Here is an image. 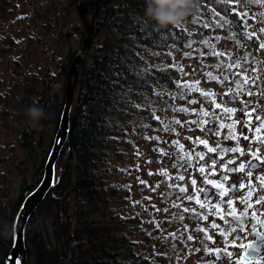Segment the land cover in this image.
I'll return each mask as SVG.
<instances>
[{
	"label": "rangeland",
	"instance_id": "1",
	"mask_svg": "<svg viewBox=\"0 0 264 264\" xmlns=\"http://www.w3.org/2000/svg\"><path fill=\"white\" fill-rule=\"evenodd\" d=\"M68 2L0 0V220L5 207L9 215L22 211L23 193L28 186L37 185V172L46 164L43 153L48 148L53 150L60 129L54 118H48L45 125L41 119L37 126H32L27 109L36 106L44 110L38 100L46 87L44 81H49L48 75L53 95L66 98L67 81L60 65L70 51L80 53L83 30L87 35L81 14ZM203 17L208 16L197 12L184 24L190 27V23ZM59 21L70 30L66 43L62 42L63 32L58 31ZM49 22L52 26L48 29ZM212 39L213 33L207 39V47ZM196 47L193 43L185 49L171 46L166 50L169 59L165 52V61L177 74L181 70L179 88L184 93L179 97L175 89L164 90L173 100L170 104L151 100L155 124L137 121L127 126L126 140L108 155V183L124 192L122 197L108 201L105 217L111 220L109 224L113 223L112 218L116 219L114 229L123 226L121 233L130 230L136 253L152 258L153 264H198L196 219L190 206L194 200H185L178 191L184 182L179 178L183 175L178 158L192 134L195 91L209 87L202 78L201 84L197 83L200 68H195L191 60V50ZM30 128L35 130L37 144L32 152L24 141ZM189 236L193 239L188 240ZM8 237V231L2 232L0 242ZM0 246L3 252L9 251L7 245ZM169 248L178 251L170 255Z\"/></svg>",
	"mask_w": 264,
	"mask_h": 264
},
{
	"label": "trees",
	"instance_id": "2",
	"mask_svg": "<svg viewBox=\"0 0 264 264\" xmlns=\"http://www.w3.org/2000/svg\"><path fill=\"white\" fill-rule=\"evenodd\" d=\"M80 4V0L68 2L79 15ZM196 4V11L186 21L196 16L200 1L196 0ZM84 5L90 21L94 18L95 35L78 66L68 134L54 166L53 187L27 220L26 264H153L152 258L136 253L130 230L121 233L124 227L114 229L117 220L112 218L113 223L109 224L111 220L105 217L108 201L122 197L124 192L108 183V155L126 140L127 126L137 121L155 124L156 118L149 106L151 100L170 104L173 100L164 90L175 89L179 97L184 93L179 88L180 75L165 61L166 50L170 46L179 48L183 43L182 28L157 27L144 15L145 0H84ZM59 25L62 42L66 43L70 30L65 27L66 23L62 26L59 21ZM50 26L51 22L46 27ZM85 38L86 29L80 38L81 45ZM70 52L60 65L66 81L72 63L80 54L78 50ZM48 77L38 100L44 108L42 120L45 125L48 118H54L59 125L66 98L53 95ZM144 80L148 81L149 91L137 97L134 88ZM128 96L137 102L135 107H125ZM33 101L30 99L31 104ZM24 141L32 152L37 145L33 128L25 133ZM49 153L52 148L43 153L46 164L37 172V185L28 186L23 196L32 194L42 183ZM8 210L7 207L2 210L0 236L8 231L10 237L0 245H7L9 251L3 252L0 246V264H9L7 257L16 241L19 212L9 215ZM177 251L168 249L170 255Z\"/></svg>",
	"mask_w": 264,
	"mask_h": 264
},
{
	"label": "flooded vegetation",
	"instance_id": "3",
	"mask_svg": "<svg viewBox=\"0 0 264 264\" xmlns=\"http://www.w3.org/2000/svg\"><path fill=\"white\" fill-rule=\"evenodd\" d=\"M199 1L200 8L197 12H203L208 17L190 23V27L186 24L181 25L183 43L178 49H185L192 46L193 43L197 44V47L191 50L192 64L195 65V68L198 65L200 68L197 82L198 85L201 84L200 79L202 78L206 84H209V87L206 89L199 87L195 91L197 95L194 104L197 105H195L192 114V134L186 140L185 147L181 150L178 158L184 177L181 188L186 191L181 192L180 188L178 191L180 195L185 196V200H189L187 198L189 195L194 200L190 206L193 210L192 215L196 219L195 236L198 264H264V248L258 252L247 247L253 245L258 249L264 245V240L260 236L261 233H264V207H261L256 201V196H264V184H260L256 180L258 174H264V159H253L248 155V149L259 147V157H264V144H260L258 140L254 143L250 142L253 134L241 123L235 124V139L227 135V127L224 129L219 127L220 123L228 125L233 124L234 121L246 120L247 117L239 110L240 108H245L248 112L254 110L264 117V94H261V89L258 86L264 83V73L259 72L260 64L257 59L264 56V49L258 47L260 43H264V32L260 31L264 29V0ZM237 13H247V15L242 16ZM237 24L240 27H237ZM187 28L191 29L190 33L186 32ZM212 33L211 45L207 47V39ZM248 34H252V39L245 40L244 37ZM242 43L255 44L256 47L250 49L254 55H249L241 49ZM213 53H222V55L216 56ZM221 65L227 70L228 82H225L223 75L219 74ZM178 72L181 74V70ZM186 72L189 74L188 71ZM209 72L216 79L210 78ZM257 76L259 77L257 85L252 86L253 94L249 95L250 78ZM245 79H249V83H244ZM232 80H236V83L232 84ZM205 91L212 95L206 97L203 95ZM229 97L232 99L230 100ZM216 103L221 105L220 109L215 108ZM233 104L237 107V111L229 116L224 112V107L233 106ZM205 112H208L207 116L204 115ZM253 125L255 126V120H253ZM209 129H215L216 134L210 132ZM244 135H248L249 140H245ZM200 139H204L207 146L200 144ZM237 145L245 150L244 155H241L239 151L236 153L221 151L223 147ZM207 147H215L216 151L210 153L207 151ZM197 153H202L205 159L199 160ZM213 157L216 159L215 168L210 163V158ZM228 160H232L234 163L228 164ZM257 162L259 163L258 172L253 171L252 176L248 177V168L252 163ZM241 163L245 165L244 170L239 169ZM201 166H205L204 173L199 171ZM226 168H236L237 170L228 172ZM213 171L215 175L210 174ZM225 175L228 177L227 180H223ZM193 179L197 181L195 186L191 183ZM207 180H223L224 198L233 201V205H229L228 208H235V218L221 219L218 213L213 211V208L220 203V190L209 185ZM233 183L236 185L235 192L230 188ZM241 184L244 185L243 188L240 187ZM249 184L252 185V196L248 195ZM200 188L208 190L210 197L208 201L205 202L202 199ZM198 200L199 203H197ZM249 203L252 205L251 208L247 207ZM201 204L203 207L200 206ZM213 223L220 227L213 228Z\"/></svg>",
	"mask_w": 264,
	"mask_h": 264
},
{
	"label": "snow or ice",
	"instance_id": "4",
	"mask_svg": "<svg viewBox=\"0 0 264 264\" xmlns=\"http://www.w3.org/2000/svg\"><path fill=\"white\" fill-rule=\"evenodd\" d=\"M237 15H242V16H246L247 13H237ZM237 27H240L239 24H237ZM260 31L264 32V29H261ZM245 40H250L252 39V34H248L246 37H244ZM241 49H243L245 52H247L249 55H254V53H252L250 51L251 48L253 47H256L255 44H252V45H248L247 43H242L240 45ZM260 49H264V43H260L259 46H258ZM214 55L216 56H220L222 55V53H213ZM258 62L260 64V68H259V72L260 73H264V56H261V57H258ZM233 63L235 64V61H233ZM220 67V72L219 74L220 75H223V79L225 82H228L229 81V77L228 75L226 74L227 73V70L223 68V66H219ZM117 75H120L119 73ZM208 76L212 79H216V77L213 76V74L211 72L208 73ZM251 79V84L248 88V94L249 95H252L253 92H252V86H256L257 85V81L259 80V77H253V78H250ZM244 83H249V79H245L243 81ZM198 83V82H197ZM232 84H235L236 83V80H232L231 81ZM195 85H193L192 87H194ZM261 89V94H264V83H261L258 85ZM149 91V85H148V81L147 80H144L143 82H139L135 88H134V94L135 96L137 97H142L143 93L144 92H147ZM203 95H205L206 97L207 96H210L212 95V93L208 92V91H205L203 93ZM174 98V97H173ZM229 99L231 100L232 97H229ZM136 101L133 100V97L132 96H128L127 99L124 101V104H125V107L126 108H132V107H135L136 106ZM215 108L216 109H220L221 108V105L219 103H216L215 104ZM242 113H245L247 119L246 120H239V121H234L233 124H228V125H225L224 123H220L219 127L221 129H224L225 127L228 128V133L227 135L230 136L231 138L235 139L236 138V133L234 131L235 129V124L236 123H241L243 125V127H246L249 129L250 132H252L253 134V138L250 142L254 143L258 140V142L260 144H264V117H261V115L259 114V112H255L253 110V112H248L245 108H240L239 109ZM181 111H186V109H181ZM237 111V107L235 106V104H233V106H226L224 107V112L226 114H228L229 116H231L233 113H235ZM215 114V113H214ZM205 116L208 115V112H205L204 113ZM253 120H255V126L253 125ZM210 132H212L213 134H216V130L215 129H209ZM243 138L245 140H249V136L248 135H244ZM200 144H205L206 145V141L204 139H200L199 141ZM207 146V145H206ZM207 151L212 153V152H215L216 149L215 147H207ZM221 151L223 152H226V153H236V152H240L241 155H244L245 154V150L240 148L239 145L237 146H232V147H223L221 149ZM259 154H260V148L257 147L255 149H248V155L253 158V159H256V158H260V159H264V157H259ZM197 156H198V159L203 161L205 159L204 155L202 153H197ZM210 163L211 165L213 166V168H215V165H216V159L213 157V158H210ZM228 164H232L234 163L232 160H228L227 161ZM239 169L240 170H244L245 169V165L243 163H241L239 165ZM258 169H259V163H252L250 165V167L248 168L247 170V176L248 177H251L252 176V173L253 171H257L258 172ZM237 169L236 168H226V171L228 172H235ZM199 171L201 173H204L205 172V166H201L199 168ZM211 175H215V172H211L210 173ZM181 180L184 179L183 176L179 177ZM228 177L225 175L223 176V180H227ZM223 180H218V181H213V180H207V183L209 185H212V187H214L215 189L217 190H220V196H219V201L220 203L217 204L214 208H213V211L217 212L219 217L221 219H226L227 217H233L235 218V215H236V212H235V208H232V209H229L228 206L229 205H233V201L230 200V199H225L224 198V194H223V190H224V183H223ZM256 180L260 183V184H264V174H258L257 177H256ZM192 185L195 186L197 184V181L195 179H193L191 181ZM241 188L244 187L243 184L240 185ZM230 188L233 192H235V188H236V185L235 183L231 184L230 185ZM248 188H249V191H248V195L249 196H252V185L249 184L248 185ZM180 191L181 192H184L186 191V189L184 188H180ZM200 193H202V199L206 202L209 200V194H208V190L206 188H200L199 189ZM189 200H192L193 197L191 195H189L187 197ZM256 201L258 204L261 205V207H264V196H256ZM197 203H199V200L197 201ZM201 207H203V204L200 205ZM247 207L251 208L252 205L249 203L247 204ZM221 209H223V211H221ZM184 211H189V209L185 208ZM257 211H259V209H257ZM199 215V214H198ZM212 227L213 228H219L220 226L213 223L212 224ZM233 232H235V229H233ZM261 236V239L264 240V233H261L260 234ZM193 237L189 236L188 237V240H192ZM209 239H211V237H209ZM250 250L252 251H258L261 249V248H264V245L260 246V248H254L253 245H248L247 246ZM217 251H219V249H217ZM229 255H231L229 253ZM247 255V253H246ZM15 259V264H21V261H20V257L17 256L14 258Z\"/></svg>",
	"mask_w": 264,
	"mask_h": 264
},
{
	"label": "water",
	"instance_id": "5",
	"mask_svg": "<svg viewBox=\"0 0 264 264\" xmlns=\"http://www.w3.org/2000/svg\"><path fill=\"white\" fill-rule=\"evenodd\" d=\"M80 8H81V18L87 28V35L83 42V46L81 48L80 54L74 60L71 65V68L68 73L67 78V89H66V105L65 110L62 115L60 129L56 136V141L52 150V153L49 157V161L46 165L45 177L40 184V186L30 195H28L23 203L22 211L20 212L15 232H16V241L15 246L11 250L10 254L7 257V261L9 264H15V257L19 256L21 258V264L27 263V251L25 247L24 241V230L27 224V220L29 217L38 209V207L45 200L46 196L50 192L54 183V166L59 158V153L61 148L63 147L69 129V114L73 106L74 102V93L75 88L77 86L79 71L78 66L81 63L82 56L85 54L87 50H89L91 42L94 38V18L92 21L89 19L88 12L84 5V0H80Z\"/></svg>",
	"mask_w": 264,
	"mask_h": 264
},
{
	"label": "clouds",
	"instance_id": "6",
	"mask_svg": "<svg viewBox=\"0 0 264 264\" xmlns=\"http://www.w3.org/2000/svg\"><path fill=\"white\" fill-rule=\"evenodd\" d=\"M144 15L159 28L178 27L197 9L196 0H145ZM32 126L45 118L42 108L30 106L27 109Z\"/></svg>",
	"mask_w": 264,
	"mask_h": 264
}]
</instances>
